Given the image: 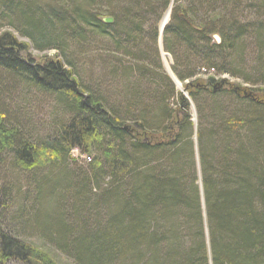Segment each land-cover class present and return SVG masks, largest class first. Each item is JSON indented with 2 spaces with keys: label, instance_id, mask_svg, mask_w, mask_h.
<instances>
[{
  "label": "trees",
  "instance_id": "16d2710c",
  "mask_svg": "<svg viewBox=\"0 0 264 264\" xmlns=\"http://www.w3.org/2000/svg\"><path fill=\"white\" fill-rule=\"evenodd\" d=\"M3 25L58 59L0 34V80L55 103L44 135L0 109V264H56L29 238L74 264H264V99L196 82L264 86V0H0Z\"/></svg>",
  "mask_w": 264,
  "mask_h": 264
},
{
  "label": "rangeland",
  "instance_id": "374dc122",
  "mask_svg": "<svg viewBox=\"0 0 264 264\" xmlns=\"http://www.w3.org/2000/svg\"><path fill=\"white\" fill-rule=\"evenodd\" d=\"M171 8V7H170ZM170 8L163 13V17L159 23L160 31L162 32L165 28V26L169 23V19L171 17V10ZM170 10V15L169 18L167 19V22L165 24V16ZM5 31H11L13 32L17 38L22 41V42H27L30 44V41L18 33L14 32L11 30L8 26L3 25V27H0V34L5 32ZM162 40V39H161ZM162 43V41H161ZM104 53V52H102ZM101 51L99 50H92L87 52L86 56H92L93 54H102ZM22 56L24 58H32L35 63H42L46 59H58L57 57V52L55 50H46V51H38L34 49L31 44L29 46L28 51L21 52ZM165 55V54H164ZM163 55V64H164V69L165 71L172 76L174 79L176 87L179 89L181 92V95L183 98L190 103V112L192 114V119L195 125L198 123V114H197V108L194 100L190 98L189 95V88H187V84L180 82L177 80L175 75L173 74L171 68L169 69L168 67L171 66V56L168 55ZM171 70V71H170ZM249 71V70H248ZM209 77H214L217 79V82L220 83L224 81V84L222 88L227 89V90H234L235 88L238 89L241 93H245L246 96H250L251 98H257V100L264 99V93L261 91H258L261 88H264V86H259V85H251L245 83L241 78L235 77L229 73H221L215 74V72L211 71L209 72H202L200 75L197 76V84L201 86L208 87L210 85ZM195 80V79H194ZM5 84H2L5 82ZM8 82L5 78L1 76L0 80V109L3 110L4 112L7 111L11 120L14 121L13 118H16L17 120H20L19 122H27V120H32L33 122L37 123L34 124V126H37L38 130L40 133L44 135V133H48V123H50L53 119L52 113H53V108L55 107V103L53 99L49 96H43V95H37L36 93H33L34 91H29L30 93H23L24 89L20 86L15 85V86H8ZM188 82V81H187ZM9 85L10 82H9ZM17 86V87H16ZM14 88V89H13ZM13 89V90H12ZM10 91V92H8ZM12 91V92H11ZM8 95V96H7ZM37 96V97H36ZM177 100V99H176ZM176 102V101H175ZM175 104V103H173ZM172 106H176L173 105ZM15 122V121H14ZM32 122V123H33ZM172 131L175 127L171 128ZM177 129V127H176ZM196 134V133H195ZM157 138L160 140L163 139V137H159V135H156ZM148 139H150L148 137ZM152 140H155L152 138ZM194 142H195V150H196V157L198 156V148H197V138L196 135L194 136ZM83 155H81V151L79 148L74 149L72 151V157L82 159ZM198 166V171L200 173V166L197 163ZM26 241H30L31 243H35L37 246L43 247L48 251V254L54 259V262L56 264H74L73 260L65 256L62 252H60L58 249L50 247L46 244H44L41 241L36 240L35 238H29L25 239Z\"/></svg>",
  "mask_w": 264,
  "mask_h": 264
},
{
  "label": "water",
  "instance_id": "95a60500",
  "mask_svg": "<svg viewBox=\"0 0 264 264\" xmlns=\"http://www.w3.org/2000/svg\"><path fill=\"white\" fill-rule=\"evenodd\" d=\"M170 10H171V8H170ZM104 21H106V22H112V21H113V18H111V17H107V18L104 19ZM162 30H163V29H162ZM217 39H219V38L217 37ZM164 54L167 55L166 53L163 52V55H164ZM165 55H164V56H165ZM168 68L170 69V67H168ZM170 71H171V70H170ZM170 74H171V73H170ZM170 74H169V75H170ZM171 77H172V76H171Z\"/></svg>",
  "mask_w": 264,
  "mask_h": 264
},
{
  "label": "bare ground",
  "instance_id": "6f19581e",
  "mask_svg": "<svg viewBox=\"0 0 264 264\" xmlns=\"http://www.w3.org/2000/svg\"><path fill=\"white\" fill-rule=\"evenodd\" d=\"M170 13V10L168 11V13L166 14V16H165V20H164V23L163 24H165L166 22H167V19L169 18V14Z\"/></svg>",
  "mask_w": 264,
  "mask_h": 264
}]
</instances>
